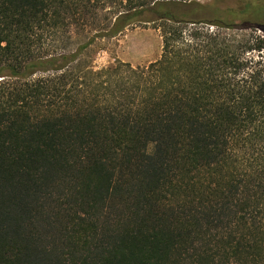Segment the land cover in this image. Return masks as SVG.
Returning a JSON list of instances; mask_svg holds the SVG:
<instances>
[{"label":"trees","instance_id":"16d2710c","mask_svg":"<svg viewBox=\"0 0 264 264\" xmlns=\"http://www.w3.org/2000/svg\"><path fill=\"white\" fill-rule=\"evenodd\" d=\"M215 12L0 0V264H264V64ZM141 25L158 61L80 65Z\"/></svg>","mask_w":264,"mask_h":264},{"label":"rangeland","instance_id":"374dc122","mask_svg":"<svg viewBox=\"0 0 264 264\" xmlns=\"http://www.w3.org/2000/svg\"><path fill=\"white\" fill-rule=\"evenodd\" d=\"M187 2L196 1L204 6H209L213 10H219L221 13L210 14V20H223L234 24L235 30L222 31L217 27L200 26L198 28L187 27L186 34L191 30L209 33L210 35L220 34L222 39L234 40L231 45L236 47L244 46L247 51L243 58L253 59L255 62L264 64V45L259 51L258 41L264 42V31L259 28H253V24L264 25V7L247 6L244 11V4L248 0H186ZM237 11L231 14V10ZM239 12V13H238ZM242 14V15H241ZM247 14L249 18L245 19L243 15ZM259 14V15H258ZM252 28H249V27ZM153 25H141L130 28L121 36L113 40H99L90 48L85 56L81 58L80 65L90 67L94 71H101L118 62L131 64L133 67H144L158 61L162 55L161 32ZM248 46L254 50L249 51Z\"/></svg>","mask_w":264,"mask_h":264},{"label":"flooded vegetation","instance_id":"af4514ba","mask_svg":"<svg viewBox=\"0 0 264 264\" xmlns=\"http://www.w3.org/2000/svg\"><path fill=\"white\" fill-rule=\"evenodd\" d=\"M244 11L246 10V7L251 5V6H257V7H264V0H248V2L246 4H244ZM237 10L233 9L231 10V14L235 13ZM239 13V12H238ZM242 15V14H241ZM259 15V14H258ZM245 17V19L249 18V16H247V14L243 15ZM252 27L254 28H259L261 30L264 31V25L263 24H253ZM251 26L249 28H252Z\"/></svg>","mask_w":264,"mask_h":264}]
</instances>
